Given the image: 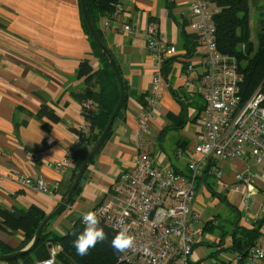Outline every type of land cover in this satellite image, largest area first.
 <instances>
[{
    "label": "crops",
    "instance_id": "0c3cea01",
    "mask_svg": "<svg viewBox=\"0 0 264 264\" xmlns=\"http://www.w3.org/2000/svg\"><path fill=\"white\" fill-rule=\"evenodd\" d=\"M192 1L123 0L121 12L111 20H100L102 29L103 23L109 22L107 48L131 95L127 96L124 118L114 121L108 138L79 181L78 194L50 222L51 231L66 234L97 205L115 203L110 187L133 167L139 152L137 123L147 111L136 98L150 93L153 87L155 63L146 47L150 27L157 31L158 39L176 48V54L170 63L161 64V96L153 105L149 133L143 141L150 146L148 152L157 167L185 172L184 151L193 152L192 144L201 142L202 132L198 122L195 124L200 130L191 128L194 122L178 127V119L185 116L193 120L198 115L194 107L200 102L204 106L196 91L202 51L197 47L194 55L185 59L181 50L182 31L193 36ZM126 27H132L133 32L123 34ZM85 59L99 66L82 28L78 0H0V207L13 210L35 206L48 215L66 196L62 198V193L69 179L72 185L74 166L60 174L54 164L65 158L80 133L88 131L81 107L71 94L82 87L75 71ZM188 65L193 71H186ZM166 69L169 72L164 75ZM185 79L191 91L183 86ZM44 108L51 114L38 118ZM166 125L170 128L161 139ZM217 165L220 177L206 169L198 183L194 209L200 213L203 233L192 260L194 264H229L233 260L247 264L246 257L234 249L232 237L238 230L254 232L252 245L264 252V216L259 215L264 209V163L254 164L246 156ZM21 178L41 181L47 190H54V195L26 188ZM245 178L253 182L247 183ZM20 240V235L11 236L0 229V241L10 248H18Z\"/></svg>",
    "mask_w": 264,
    "mask_h": 264
},
{
    "label": "built area",
    "instance_id": "2783aa9c",
    "mask_svg": "<svg viewBox=\"0 0 264 264\" xmlns=\"http://www.w3.org/2000/svg\"><path fill=\"white\" fill-rule=\"evenodd\" d=\"M119 12L121 6L113 16ZM213 13L208 9L206 0H193L190 5L192 32L202 51L201 78L196 91L202 97L204 108L198 120L202 140L192 153L184 151L187 160L185 172L173 167H157L148 152L150 146L143 141L149 133L148 122L153 105L161 96V63L176 54L174 46L158 39L153 27L146 33V47L155 63V70L149 93L151 97L147 100L149 109L137 123L139 152L133 167L119 175L110 187V195L115 203L104 202L92 210L97 214L99 224L116 233L126 228L134 237V247L121 256L122 261L130 264H194L192 254L203 233L201 216L194 209V203L199 180L206 169H211L216 177H220L217 163L246 156L254 164L264 163V95L258 87L248 98H242L240 84L243 78L235 60L216 52ZM103 27L105 31L108 30V20ZM132 32V27L122 30L123 34ZM186 71H193V67L188 65ZM183 86L191 91L189 80L185 79ZM180 101H184V98H180ZM79 142L78 138L65 158L54 164L58 173L63 174L67 168L74 166L72 158ZM210 163H214V166H210ZM244 181L253 182L250 178ZM20 183L28 189L43 190L54 195V190H47L41 181L21 178ZM260 215L264 216V210ZM49 247L46 260L57 264L59 247ZM244 256L247 264L264 262V252L254 246L248 248ZM229 264L238 262L233 260Z\"/></svg>",
    "mask_w": 264,
    "mask_h": 264
},
{
    "label": "trees",
    "instance_id": "16d2710c",
    "mask_svg": "<svg viewBox=\"0 0 264 264\" xmlns=\"http://www.w3.org/2000/svg\"><path fill=\"white\" fill-rule=\"evenodd\" d=\"M250 1L251 0H206V2L214 8L212 19L216 31L217 50L219 53L233 58L236 62L238 72L242 75L243 81L240 84V90L243 99L248 98L258 87H260L264 95V7L260 13L261 18L259 20V30L256 33V43H253L250 38L251 30L249 25ZM261 1L264 4V0ZM85 3L95 31L100 40L107 47L105 29L104 27L103 29L100 27V20H111L118 6H122L123 0H85ZM78 6L82 28L88 38L92 57L94 60L98 61L99 66L94 67L92 60L85 59L79 62L75 71L76 79L82 80V87L80 90L72 91L71 94L81 107L88 131L87 133L79 134V146L74 151L72 158L74 165L72 176L79 169L105 129L120 95L117 80L109 63L101 54L96 43L90 36L81 12L79 0ZM182 36L184 44L181 46V50L185 52L184 58L188 59L194 55L198 43L194 35H185L182 31ZM162 62L165 65L170 63L171 59L168 58ZM168 72L169 69H166L164 75H167ZM125 93L126 99L118 112L117 120L123 119L125 116L127 96L129 97L131 95L127 87H125ZM150 97L151 94L149 93L140 94L136 98V101L142 108L148 110L149 104L147 100ZM194 108L197 109L198 115L193 120H187L185 116L180 117L178 119V121H180L179 125H177L178 127L182 128L184 124H189V122H198L204 106L200 102L199 106H195ZM41 114L48 115L51 113L47 108H44V112H40L38 118ZM169 128V125H166V127L162 129L160 134L161 139ZM209 165L212 167L214 166L212 163ZM70 184L71 179H69L62 193V198L67 193ZM78 192L79 189L75 192L74 196H76ZM222 197L223 196H221L220 199L224 201ZM46 216L47 215H45L42 210L35 206H30L25 209L15 207L13 210H6L0 207V229L11 236L20 235L21 237L19 246L16 249H12L0 241V256L9 255L28 245ZM49 227L50 224L45 228L38 243L30 252L18 258L6 261L5 263L33 264L41 260H46L49 256L48 246H58L59 251L56 254L57 264H130L127 261H122V253L114 251L110 246L111 239L117 233L102 224H99V227L103 228L107 235V239L102 243H97V245L90 249L89 253L83 257L78 256L72 246V242L76 239V236L83 231L84 226L81 219L76 221L68 232L63 235L51 231ZM236 232V237H232V241L234 249L240 253L241 257L246 253L248 248L253 246L251 241L255 235L254 232H245L241 230ZM238 236H240V238H238ZM246 240L250 243L246 242Z\"/></svg>",
    "mask_w": 264,
    "mask_h": 264
},
{
    "label": "water",
    "instance_id": "95a60500",
    "mask_svg": "<svg viewBox=\"0 0 264 264\" xmlns=\"http://www.w3.org/2000/svg\"><path fill=\"white\" fill-rule=\"evenodd\" d=\"M79 3H80L81 12H82L83 18L85 20V23L87 25V28L89 30L90 36L94 40V42L96 43L101 54L104 56V58L109 63V66L111 67V69L115 75V78H116L118 86H119V91H120L119 100H118L117 105H116L115 109L113 110V112L109 118V121H108L105 129L101 133L99 139L97 140V142L95 143V145L93 146L91 151L88 153V155L86 156V158L84 159V161L80 165L77 172L74 173L72 185H71L70 189L68 190L66 196L60 201L57 208L52 213L48 214L46 216V218L41 222V224L39 225L33 239L30 241V243L19 251H15L9 255L0 256V262H5V261L15 259V258H18V257L23 256V255L27 254L28 252H30L36 246V244L39 241L41 234L43 233L45 228L50 224V222H52V220L54 218H56L57 216H59L60 214H62L64 212V210L67 208L68 204L70 203L72 196L74 195V192H75V190L79 184V181L82 178L86 168L88 167L90 162L93 160V158L95 157V155L99 151L102 144L105 142V140H106V138H107V136H108V134L112 128V125L117 118L118 112H119L124 100L126 99L124 83H123V80L120 76V72L117 68V65H116L110 51L103 44V42L100 40V38L98 37V35L95 31V28H94V26L90 20L88 12H87L85 0H79ZM48 249H49V247H48Z\"/></svg>",
    "mask_w": 264,
    "mask_h": 264
},
{
    "label": "clouds",
    "instance_id": "9594fccd",
    "mask_svg": "<svg viewBox=\"0 0 264 264\" xmlns=\"http://www.w3.org/2000/svg\"><path fill=\"white\" fill-rule=\"evenodd\" d=\"M81 222L84 226L83 231L76 236V239L72 242V246L76 254L83 257L86 256L90 249L94 248L97 243L105 241L107 235L103 228L99 227L100 221L95 212L89 211L83 214ZM134 244V237L128 233L126 228L118 230L117 234L110 241L111 248L118 253H124L132 249ZM37 264H52V261L41 260L38 261Z\"/></svg>",
    "mask_w": 264,
    "mask_h": 264
},
{
    "label": "rangeland",
    "instance_id": "374dc122",
    "mask_svg": "<svg viewBox=\"0 0 264 264\" xmlns=\"http://www.w3.org/2000/svg\"><path fill=\"white\" fill-rule=\"evenodd\" d=\"M263 5L264 4L261 0H251L250 1L249 24H250V30H251L250 31V38H251L253 43H256V33L259 30V20L261 18L260 13L264 7ZM208 8L210 11H214V8L212 6H210ZM191 128H196V130H200L199 125L195 124V123L193 126H191ZM191 128H190V130H191ZM190 132L193 133L192 131H190ZM193 135H195V134H193ZM194 146H195V143L192 144V148H194ZM260 213H259V215H260Z\"/></svg>",
    "mask_w": 264,
    "mask_h": 264
},
{
    "label": "bare ground",
    "instance_id": "6f19581e",
    "mask_svg": "<svg viewBox=\"0 0 264 264\" xmlns=\"http://www.w3.org/2000/svg\"><path fill=\"white\" fill-rule=\"evenodd\" d=\"M214 35H215V40H216V31H215ZM216 52H217V54L220 55V56L228 57V56L223 55V54H221V53L218 52V50H217V44H216Z\"/></svg>",
    "mask_w": 264,
    "mask_h": 264
}]
</instances>
